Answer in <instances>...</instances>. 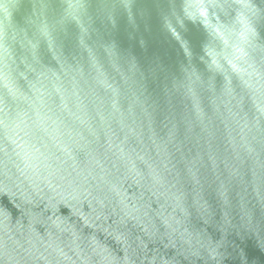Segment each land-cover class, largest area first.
I'll return each mask as SVG.
<instances>
[{
	"label": "water",
	"instance_id": "95a60500",
	"mask_svg": "<svg viewBox=\"0 0 264 264\" xmlns=\"http://www.w3.org/2000/svg\"><path fill=\"white\" fill-rule=\"evenodd\" d=\"M0 264H264V0H0Z\"/></svg>",
	"mask_w": 264,
	"mask_h": 264
}]
</instances>
